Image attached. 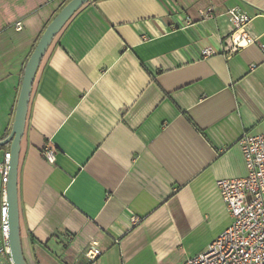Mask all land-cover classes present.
<instances>
[{
	"label": "crops",
	"instance_id": "1",
	"mask_svg": "<svg viewBox=\"0 0 264 264\" xmlns=\"http://www.w3.org/2000/svg\"><path fill=\"white\" fill-rule=\"evenodd\" d=\"M65 3L0 0V141L27 61ZM230 10L252 19L264 47V0H92L56 35L20 141L27 264H184L229 228L216 182L243 178L237 142L264 134L260 49L201 58L231 33ZM1 189L0 175V206Z\"/></svg>",
	"mask_w": 264,
	"mask_h": 264
},
{
	"label": "built area",
	"instance_id": "2",
	"mask_svg": "<svg viewBox=\"0 0 264 264\" xmlns=\"http://www.w3.org/2000/svg\"><path fill=\"white\" fill-rule=\"evenodd\" d=\"M211 11L200 10L198 15L202 20H210ZM227 19L232 28L231 33L221 41L220 50L203 49L200 53L202 59L217 55L230 58L250 46H257L264 54V47L248 30L252 20L249 16L230 10L227 12ZM19 26L17 24L16 28ZM251 69L254 70L255 66ZM237 145L242 154L246 175L243 178L216 182L220 198L231 217V224L203 253L188 258L184 264H264V134H243ZM42 156L47 163H55V153L50 147L42 150ZM9 161L10 155L6 153L0 163V264H4L5 260L11 261L6 205ZM87 257L95 259L91 252Z\"/></svg>",
	"mask_w": 264,
	"mask_h": 264
},
{
	"label": "water",
	"instance_id": "3",
	"mask_svg": "<svg viewBox=\"0 0 264 264\" xmlns=\"http://www.w3.org/2000/svg\"><path fill=\"white\" fill-rule=\"evenodd\" d=\"M90 1L92 0H69L60 9L53 20L46 26L24 69L11 130L7 137L0 141V147H8V153L10 155L6 184V205L8 209V249L12 264H27L23 257L21 247L17 176L20 141L24 133L33 82L40 63L53 39L61 31L69 19L81 7Z\"/></svg>",
	"mask_w": 264,
	"mask_h": 264
},
{
	"label": "rangeland",
	"instance_id": "4",
	"mask_svg": "<svg viewBox=\"0 0 264 264\" xmlns=\"http://www.w3.org/2000/svg\"><path fill=\"white\" fill-rule=\"evenodd\" d=\"M62 4L65 3L67 0H59Z\"/></svg>",
	"mask_w": 264,
	"mask_h": 264
},
{
	"label": "trees",
	"instance_id": "5",
	"mask_svg": "<svg viewBox=\"0 0 264 264\" xmlns=\"http://www.w3.org/2000/svg\"><path fill=\"white\" fill-rule=\"evenodd\" d=\"M68 1H69V0H67L66 3H67ZM66 3H65V4H66ZM0 148H3V147H0Z\"/></svg>",
	"mask_w": 264,
	"mask_h": 264
}]
</instances>
